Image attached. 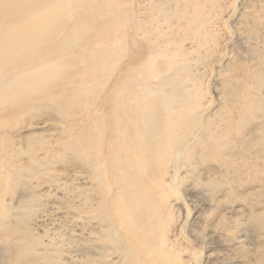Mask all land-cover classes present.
Listing matches in <instances>:
<instances>
[{"label":"rangeland","instance_id":"1","mask_svg":"<svg viewBox=\"0 0 264 264\" xmlns=\"http://www.w3.org/2000/svg\"><path fill=\"white\" fill-rule=\"evenodd\" d=\"M38 7L29 96L0 95V264H264V0ZM186 121L177 163L141 130Z\"/></svg>","mask_w":264,"mask_h":264},{"label":"bare ground","instance_id":"2","mask_svg":"<svg viewBox=\"0 0 264 264\" xmlns=\"http://www.w3.org/2000/svg\"><path fill=\"white\" fill-rule=\"evenodd\" d=\"M36 1L37 0H0V63L2 64V67L0 68V76L7 78V79H5V82L2 84V87L0 89V95L4 96L6 94V92H8L9 93L8 97H9L10 103L17 104V105L21 104V106H22L23 102L14 101V100L16 97H18V98L21 97L24 101H26V99L29 96V87H30L32 81H31V75H29L30 73L28 74L27 69H28V67H30L29 62H28V58L33 53L32 43L35 40H38L40 37H41L40 43H42V41H43V38H42V36H43V25H42L43 19L41 16L42 15L41 14V8L38 7L39 8L38 11L37 10L34 12L31 11V7L36 3ZM35 12H36V14H35L36 16H34V18H33V13H35ZM58 21H60V20H58ZM53 27L55 28V26H53ZM52 31H54V30H52ZM49 32H50V29H49L48 33ZM48 35H50V34H48ZM46 40L48 41V39H46ZM34 46H36V44ZM38 48L35 49V53H37L39 55L42 53V49H38ZM40 48H41V46H40ZM19 67L23 68L22 71H20V70L18 71ZM19 73L22 75V78L19 79V85L21 86V89L20 90L11 89V87H10L12 85L11 80H14V78ZM32 74H33V72H32ZM37 77H38V75H37ZM18 92H19L20 96H19ZM170 126L171 127H163L161 130H160L161 127H144L141 130H142L143 134H145V136L148 135L149 136L148 138L151 137V139L153 137H155L156 135H160L161 137H163V136L167 137L166 138L167 140L166 139L162 140L164 146L166 147V148L165 147L164 148L167 150L166 152H167L168 156L170 157V159L172 160V162L177 163L178 160L183 155L182 154L183 147L185 145H187L189 138L192 137V135L194 134L193 128L196 127V125L190 123L189 121H186V124L183 126V127H188L185 131V135L184 136L182 135L183 137H181V136L177 137V140L176 139L174 140V138H175L174 136H170L171 131L176 128V124L171 123ZM165 131H167V132H165ZM185 136H188V137L185 138ZM147 141L145 139L141 138V140L137 142L139 148L143 149V144L147 143ZM170 142H173V143L176 142V143L174 145H172ZM167 146H168V148H167ZM154 152H155V154H158V155L160 153H162L161 149H159V148L155 149ZM154 152H152V153H154ZM152 153L150 152L149 155H151ZM140 155H141V153H140ZM149 155H147V156L149 157ZM142 156H143V154H142Z\"/></svg>","mask_w":264,"mask_h":264}]
</instances>
